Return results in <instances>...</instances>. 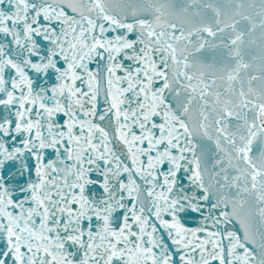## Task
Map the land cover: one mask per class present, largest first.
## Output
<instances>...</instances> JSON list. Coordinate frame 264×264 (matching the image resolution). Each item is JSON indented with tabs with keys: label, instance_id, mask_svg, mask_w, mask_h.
<instances>
[{
	"label": "snow or ice",
	"instance_id": "6c2138e0",
	"mask_svg": "<svg viewBox=\"0 0 264 264\" xmlns=\"http://www.w3.org/2000/svg\"><path fill=\"white\" fill-rule=\"evenodd\" d=\"M0 264H264V0H0Z\"/></svg>",
	"mask_w": 264,
	"mask_h": 264
}]
</instances>
